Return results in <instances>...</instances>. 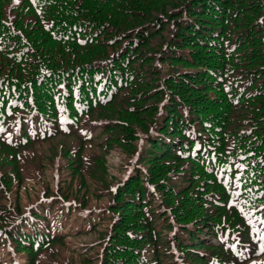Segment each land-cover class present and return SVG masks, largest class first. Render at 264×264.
Segmentation results:
<instances>
[{
    "label": "trees",
    "instance_id": "trees-1",
    "mask_svg": "<svg viewBox=\"0 0 264 264\" xmlns=\"http://www.w3.org/2000/svg\"><path fill=\"white\" fill-rule=\"evenodd\" d=\"M115 145L131 156L117 181ZM58 157L55 188L22 203ZM75 213L80 231L107 224L98 250L69 246ZM2 248L26 264H264V0H0Z\"/></svg>",
    "mask_w": 264,
    "mask_h": 264
},
{
    "label": "rangeland",
    "instance_id": "rangeland-1",
    "mask_svg": "<svg viewBox=\"0 0 264 264\" xmlns=\"http://www.w3.org/2000/svg\"><path fill=\"white\" fill-rule=\"evenodd\" d=\"M169 34V31L167 30L165 32V36ZM160 38L155 39L152 42V45L155 47H159ZM165 68V67H164ZM90 127L95 130V135L100 132V127L98 126H91ZM55 141L67 139L70 142H75V139L72 136L64 137L63 135H59L56 138H54ZM47 146H50V144H47ZM107 158V169L109 173V179L114 178L115 181L117 180H123L127 177V166L129 165V160H131V156L126 154L121 150V148L117 145H115L111 150L110 153L106 156ZM65 159L62 157H58L55 161L52 163L46 162V165L44 166V173L42 178H36L31 179L27 181L25 184L26 189L22 188L20 191V198L22 203H26L30 199L36 198L39 194L42 192V188L45 185H49L51 189L55 188V182L57 179V172L55 171L56 167L64 166ZM69 170L63 169L61 171L62 178L63 177H69L68 175ZM108 201V194L104 193V196L100 199H97L94 197L92 200L93 205H102L103 202ZM83 216L79 213H75L74 219L71 223H68L66 227V232H68V242L71 249L79 250L86 246H90L91 252H94L95 250H98V245H96V240L99 235V230L106 227L107 224H101L97 227L94 231H80V229H87L88 227V221L83 220ZM82 227V228H81ZM207 242H212L213 240L208 237ZM77 253V252H76ZM11 258L15 259V262L11 261ZM0 260L2 264H26V257L24 256H15L14 253L9 252V248H2L0 249Z\"/></svg>",
    "mask_w": 264,
    "mask_h": 264
}]
</instances>
